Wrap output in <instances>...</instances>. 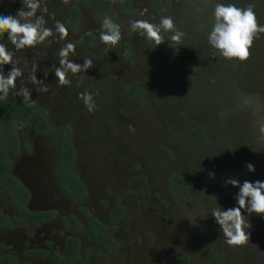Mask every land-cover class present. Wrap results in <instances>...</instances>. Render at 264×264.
Listing matches in <instances>:
<instances>
[{"label": "rangeland", "instance_id": "rangeland-1", "mask_svg": "<svg viewBox=\"0 0 264 264\" xmlns=\"http://www.w3.org/2000/svg\"><path fill=\"white\" fill-rule=\"evenodd\" d=\"M71 2L42 0L41 5L48 9L46 27L55 31V21L64 23L68 29L65 40L56 34L35 48L16 50L7 34L0 36V43L13 52V64L0 71L7 76L12 66L20 68L23 74L16 80V90L26 87L30 98L47 111L58 128L68 126L75 152L73 170L88 194L124 203L125 216L115 228L120 243L109 255L108 264H176L178 255L186 256L184 264H258L257 251L264 247V214L249 215L242 210L251 225L246 229L249 241L229 246L212 210L238 206L239 188L225 183L229 177L241 184L264 181V140L260 138L264 33L250 48L248 61L240 63L244 74L251 75L256 69L263 73L257 72L253 78L237 74L236 78L230 76L227 87L220 83L208 87L209 70L202 81L195 77L187 82L172 74L178 72L172 55L175 32L161 28L165 41L156 46L133 30L132 24L142 19L158 26L163 17H171L175 31L183 33L180 42L203 43L204 34L212 30L216 4L227 5L229 0H161L157 10L145 0H130L128 18L115 2L110 19L119 25L121 39L114 47L100 40L107 14L80 6L69 25L66 11ZM8 7L6 0H0V15H15L23 7L22 0H17L14 9ZM195 7L203 9L199 22L193 15ZM261 9L263 13L264 2ZM68 42L76 47V54L69 56L72 62L83 64L90 58L93 66L69 73L71 83L59 86L55 76V67L60 66L58 52ZM123 42L129 46L127 54ZM33 57L39 59L34 74L47 92L39 91L41 83L31 81ZM134 80L146 82L145 98L119 92L120 86ZM86 92L93 96L91 112L80 98ZM9 93L15 95V90ZM209 93L217 94V100ZM21 125L18 128L23 130ZM198 131L204 134V141L194 138ZM24 133L37 142V135L28 130ZM39 142L44 150L41 154L48 153L45 150L51 149V139ZM248 163L255 166V172L247 170ZM171 171L186 176L184 192H169L165 179ZM210 172L215 176L210 177Z\"/></svg>", "mask_w": 264, "mask_h": 264}, {"label": "flooded vegetation", "instance_id": "flooded-vegetation-1", "mask_svg": "<svg viewBox=\"0 0 264 264\" xmlns=\"http://www.w3.org/2000/svg\"><path fill=\"white\" fill-rule=\"evenodd\" d=\"M37 60L33 57L31 65L38 69ZM20 124L14 123L15 149L3 146L8 165L0 176V264H98V259L108 264L109 255L120 243L115 228L125 216L124 203L118 198L91 196L77 175L84 191L69 193L56 172L60 128L55 125L45 132L21 125V130ZM24 130L37 135V142L26 138ZM46 138L52 146L41 154L44 150L39 141ZM69 168L75 173L72 163Z\"/></svg>", "mask_w": 264, "mask_h": 264}, {"label": "clouds", "instance_id": "clouds-1", "mask_svg": "<svg viewBox=\"0 0 264 264\" xmlns=\"http://www.w3.org/2000/svg\"><path fill=\"white\" fill-rule=\"evenodd\" d=\"M62 3L68 4L69 0H62ZM23 7L18 10L15 15H0V36L7 34V38L16 50H22L27 47L35 48L39 44H43L49 37L58 34L60 40H65L68 36V29L61 21H55L54 29L46 27L47 21L44 14L48 13L47 6L41 7L42 0H22ZM254 6L249 5L247 8H239L235 4L217 3L213 16L214 24L208 35L209 44L219 51V53L227 59H238L246 61L250 56V48L254 40L264 33V25H260L257 21ZM40 11L42 14L37 15ZM54 13L51 16L54 18ZM133 30L139 35L155 42L158 46L164 42V38L160 35V29L166 32H175L171 36V40L179 43L183 33L175 31V25L171 17H163L160 24L154 25L146 20H136L132 24ZM102 31L100 40L108 46H115L121 39L119 25L115 24L110 18H105L102 22ZM76 54V47L72 42H68L59 52V67H55V76L58 78V85H69L71 81L67 78L69 73L76 74L86 71L93 66V60L85 58L83 64L74 63L69 56ZM13 64V52L9 51L3 43H0V68L5 65ZM36 66H32L31 81L33 83H41L37 81L35 76ZM22 71L16 66H12L4 75L0 71V92L3 93L2 98H6L10 90H15V95L22 96L25 101L30 99L31 93L26 87L16 90V80L22 76ZM41 92H47V86L41 83L39 89ZM80 98L85 106L91 112L95 108L93 96L91 93H81ZM261 140H264V125L260 127ZM249 172H255V166L252 163L247 164ZM210 177H214L215 173L210 172ZM239 188L236 195L238 206L227 210L223 208H214L212 216L215 222L222 230L226 243L229 246L245 245L250 238V234L246 229L251 225L244 219L243 211L249 215L264 214V181L250 182L245 180L242 184L235 178L229 177L225 181ZM206 218V216H201Z\"/></svg>", "mask_w": 264, "mask_h": 264}, {"label": "trees", "instance_id": "trees-1", "mask_svg": "<svg viewBox=\"0 0 264 264\" xmlns=\"http://www.w3.org/2000/svg\"><path fill=\"white\" fill-rule=\"evenodd\" d=\"M145 1L148 3V5H150L152 10H157L161 4V0ZM6 2L8 3L7 5H9V10H12L14 7H16L17 0H6ZM115 2L120 5L122 11L128 18L131 13L130 0H73V2H71V4L68 6L66 21L69 25L73 23L79 13V5L89 7L96 12L106 13L108 18H113L114 16L112 14V10ZM263 2L264 0H229V3L236 4V6L239 8H247L249 5H253V10L256 13L258 22H264V18L261 20V18L264 16V12L262 13L261 9ZM194 9V18L199 22L201 21L200 17L203 15V9H197V7ZM205 14L208 15V13ZM210 24L207 23L208 26H210ZM204 35L205 40L203 43L193 41L189 42L186 40L172 45V55L175 58L177 66L176 70L178 71H173V75L177 73L178 75L184 77L187 82H191V80L196 79L195 77H198L202 81V78L208 75L207 70H209V78L207 81L208 87L217 85L219 83L227 87V81H232V77L230 76L236 78L237 74L246 76L248 75L247 73L244 74L243 67H240V63H242V61L235 58L227 59L223 57L218 50L209 44V34L205 33ZM123 44L125 46L123 49L127 54L129 46H127V42H123ZM79 46L82 47L80 41ZM217 68H219V70H217ZM202 69H204L205 72H203ZM257 72L263 73V69H256L255 71L249 73L251 75L248 76L253 78ZM146 90L147 84L143 80H134L120 86L119 88V92L121 94L135 98H143L145 96ZM208 96L211 97V99L216 98L217 100L218 98L217 94L213 95L209 93ZM16 121L33 130L51 132L55 128V125L47 118L43 109L32 99L25 101L24 98H14L11 96L0 99V176L3 175L5 167L8 165V158L4 154L3 146L9 144L13 147V149H15V145L17 143L15 132L13 130L14 123ZM194 138L199 141H204L206 139L201 131H198ZM57 145V178L69 193L77 194L83 192L84 188L81 186L76 174L73 173L69 168L73 161L75 152L70 140L68 126L60 127L57 136ZM165 181L168 185L169 192L174 195L176 194V191L179 193L184 192L186 190L185 186L188 184L186 176L183 173L175 171H171L166 177ZM225 197L228 198L229 195L226 194ZM114 207H118V204L115 203ZM71 248H74V245H72ZM70 252L71 251L69 250V253ZM75 255L78 256L77 253H75ZM185 259V255H178L174 258V261L176 264H184ZM256 261L258 264H264V247L257 251Z\"/></svg>", "mask_w": 264, "mask_h": 264}]
</instances>
